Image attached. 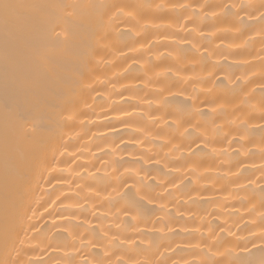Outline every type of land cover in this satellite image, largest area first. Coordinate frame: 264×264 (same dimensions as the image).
<instances>
[{
    "label": "bare ground",
    "instance_id": "6f19581e",
    "mask_svg": "<svg viewBox=\"0 0 264 264\" xmlns=\"http://www.w3.org/2000/svg\"><path fill=\"white\" fill-rule=\"evenodd\" d=\"M262 260L264 0H0V264Z\"/></svg>",
    "mask_w": 264,
    "mask_h": 264
},
{
    "label": "snow or ice",
    "instance_id": "6c2138e0",
    "mask_svg": "<svg viewBox=\"0 0 264 264\" xmlns=\"http://www.w3.org/2000/svg\"><path fill=\"white\" fill-rule=\"evenodd\" d=\"M5 7H7V6H5ZM261 264H264V260L261 261Z\"/></svg>",
    "mask_w": 264,
    "mask_h": 264
}]
</instances>
